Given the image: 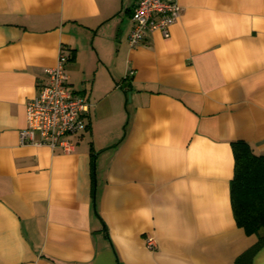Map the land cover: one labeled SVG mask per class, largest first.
<instances>
[{
	"label": "crops",
	"instance_id": "obj_1",
	"mask_svg": "<svg viewBox=\"0 0 264 264\" xmlns=\"http://www.w3.org/2000/svg\"><path fill=\"white\" fill-rule=\"evenodd\" d=\"M137 1L0 0V264H264L229 189L231 142L264 154V0H176L130 47ZM62 45L87 128L22 145Z\"/></svg>",
	"mask_w": 264,
	"mask_h": 264
},
{
	"label": "built area",
	"instance_id": "obj_2",
	"mask_svg": "<svg viewBox=\"0 0 264 264\" xmlns=\"http://www.w3.org/2000/svg\"><path fill=\"white\" fill-rule=\"evenodd\" d=\"M135 3L127 40L130 47L139 45L150 30H159L167 37L169 26L175 23L181 12L176 0H138ZM67 55L64 46H60L55 66L43 69L45 78L39 82L36 95L26 102L24 108L26 124L17 133L20 144L45 145L70 152L73 143L69 136L87 128L85 118L92 103L69 90L64 69ZM144 240L148 249L156 247V240L150 233L145 234Z\"/></svg>",
	"mask_w": 264,
	"mask_h": 264
},
{
	"label": "trees",
	"instance_id": "obj_3",
	"mask_svg": "<svg viewBox=\"0 0 264 264\" xmlns=\"http://www.w3.org/2000/svg\"><path fill=\"white\" fill-rule=\"evenodd\" d=\"M231 147L234 160L229 188L231 207L237 226L247 235L258 236L256 245L245 254L251 256L264 245V154L254 153L244 140L232 141Z\"/></svg>",
	"mask_w": 264,
	"mask_h": 264
}]
</instances>
